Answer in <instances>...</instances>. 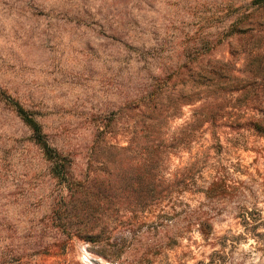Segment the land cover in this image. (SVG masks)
Returning a JSON list of instances; mask_svg holds the SVG:
<instances>
[{
    "label": "rangeland",
    "instance_id": "1",
    "mask_svg": "<svg viewBox=\"0 0 264 264\" xmlns=\"http://www.w3.org/2000/svg\"><path fill=\"white\" fill-rule=\"evenodd\" d=\"M252 1L32 0L28 5V0H0V88L36 114L55 145L76 149L74 174L80 180L98 175L124 200L138 199L141 175L162 169L160 162L149 161L160 155L157 145L165 133L174 143L184 139L170 157L169 173L191 168L194 157L205 166L187 191L154 214L143 213L140 221L146 225L161 214L201 211L212 223L210 234L184 225L180 244L162 249L161 234L155 231L145 239L151 240L150 249H130L124 254L126 264H264V137L243 130L237 145L227 142L229 134L220 143L207 134L190 144L186 125L194 107L179 108L177 97L192 87L176 71L160 76L182 52L223 32L237 8ZM80 5L110 10L111 16L123 10L121 23L104 28L78 23ZM227 43L216 51L218 58H230ZM151 84L156 87L153 98L168 106L167 112L151 111L144 103L114 118L126 100ZM102 118L111 121L112 133L98 141L94 153L89 150L90 127ZM105 144L115 149H105ZM219 179L226 182L225 193L208 199L202 191ZM58 190L31 132L0 101V255L41 249L43 239L51 255L37 259L39 264H108L94 252L97 248L69 239L68 230L52 225ZM116 219L104 218L108 223ZM121 231L114 225L112 241L130 238Z\"/></svg>",
    "mask_w": 264,
    "mask_h": 264
},
{
    "label": "trees",
    "instance_id": "2",
    "mask_svg": "<svg viewBox=\"0 0 264 264\" xmlns=\"http://www.w3.org/2000/svg\"><path fill=\"white\" fill-rule=\"evenodd\" d=\"M32 3V0H28V5ZM108 7L109 5L105 8ZM109 11L80 5L74 20L78 23L89 22V26L99 28L120 24L119 16L123 10L119 13L113 11L112 16ZM235 14L223 32L216 34L214 39L209 38L198 43L187 53L182 52L178 61L167 63L160 75L176 71V77L182 78L184 85L189 84L192 87L190 91H183L177 97L179 108L186 105L194 107L186 125L189 127L190 144L197 143L207 134L220 143L222 136L229 134L227 142L237 145L243 130L264 137V0H253L247 6L238 7ZM225 40H228L230 58H218L216 51ZM141 57L142 61L146 60L142 55ZM155 88L152 84L144 86L140 96L126 100L114 113V118L119 117L124 109H131L134 105L137 108L144 103L151 111L167 112L169 107L160 103L158 98H153L152 92ZM0 101H5L31 132V140L42 151L50 176L59 189L52 205L50 216L52 225L57 229L68 230L69 239L77 237L97 248L93 249L94 252L108 264H126L123 261L124 254L130 249H150L152 242L151 240L146 242L145 239L155 231L160 232L162 249H165L180 244L184 225H197L205 235L213 230L212 223L201 211L183 210L173 216L161 214L157 222L146 225L140 221L143 213L154 214L156 208L187 191L189 185L205 167L198 157H194L191 168L169 173L167 164L170 157L174 150L183 144L184 139H178V142L174 143L175 139L165 133L163 141L157 145V149H162L161 153L156 151L160 155L158 158L151 157L149 161L151 165L161 163L162 169L154 172L153 168H150L143 173L140 178L143 188L140 189L138 199L124 200L123 196L115 194L114 187L107 183V180L100 179L98 175L89 178V182L88 177L86 180H80L74 174L76 149L64 150L55 145L36 114L27 110L18 100L8 96L2 88ZM173 117L177 118V115ZM110 123L107 118H102L101 121L96 120L95 125L90 127L92 138L90 151L96 153L95 150H99L98 141L112 133ZM224 128L230 129V132H223ZM183 130L181 134H184ZM105 146V149H115L114 146L107 144ZM120 150L128 151V148ZM225 188V180L219 179L202 192L208 199H212L223 195ZM116 200L117 203H114ZM113 215L117 216L113 222L108 223L104 220ZM114 225H119L123 229L121 231L123 235L125 232L129 233L130 238L124 236L117 242L112 241L110 231ZM106 227L110 230L102 233ZM256 229L257 226L252 228L254 231ZM255 237L262 239L263 235ZM42 240L39 242L41 249H32V252L27 250L3 252L0 255V264H39L37 259L51 255L50 249L43 246ZM55 241L57 243L58 240ZM61 250L65 253L66 249Z\"/></svg>",
    "mask_w": 264,
    "mask_h": 264
}]
</instances>
